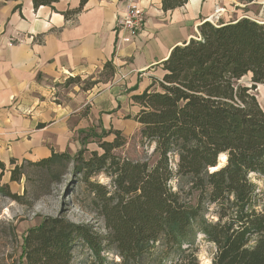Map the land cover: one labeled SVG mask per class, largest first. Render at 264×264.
Masks as SVG:
<instances>
[{"label": "trees", "instance_id": "obj_1", "mask_svg": "<svg viewBox=\"0 0 264 264\" xmlns=\"http://www.w3.org/2000/svg\"><path fill=\"white\" fill-rule=\"evenodd\" d=\"M57 1L32 3L36 8ZM186 1L161 0L162 10ZM198 31L199 39L172 48L159 89L132 97L141 139L154 145L152 162L114 154L124 138L112 129L92 134L102 152L87 158L81 148L20 164L10 160V181H35L24 172L31 167L46 186L42 194L51 193L73 164L105 229L72 222L64 210L44 215L23 237V264H71L80 243L91 253L87 264H165L173 257L176 264H198L192 248L197 233L215 246L211 264H264V205L257 210L252 204L257 184L249 176L257 173L264 183V111L251 92L264 83V24L242 17L218 25L205 21ZM104 68L112 69L110 63ZM247 74L252 84L238 83ZM221 154L226 158L220 163ZM4 170L0 162V181ZM99 173L109 184L91 180ZM172 179L180 183L177 189ZM0 194L31 205L23 201L26 189L20 195L0 182ZM211 204L214 218H207Z\"/></svg>", "mask_w": 264, "mask_h": 264}, {"label": "crops", "instance_id": "obj_2", "mask_svg": "<svg viewBox=\"0 0 264 264\" xmlns=\"http://www.w3.org/2000/svg\"><path fill=\"white\" fill-rule=\"evenodd\" d=\"M145 13L141 30L120 27L128 0H0V162L4 183L23 160L51 152L75 154L102 130L129 134L139 106L132 99L157 91L172 48L199 39L198 27L216 7L228 13L234 0H187L164 12L161 0H134ZM226 18L218 24L233 22ZM111 64V71L104 68ZM107 73L98 88L55 86L70 78ZM61 90V99L55 97ZM97 138V137H95Z\"/></svg>", "mask_w": 264, "mask_h": 264}, {"label": "rangeland", "instance_id": "obj_3", "mask_svg": "<svg viewBox=\"0 0 264 264\" xmlns=\"http://www.w3.org/2000/svg\"><path fill=\"white\" fill-rule=\"evenodd\" d=\"M233 3L235 4L230 13H228L229 11L225 7H216L213 13L206 16V18L210 23L218 25L219 21L226 20V18L221 16L228 13L232 17L241 16L239 19L248 17L260 24H264V0H253L251 2L234 0ZM107 77L106 72H94L84 78L75 77L76 79L68 81V83L67 81H63L61 84L55 86L64 87L69 90L73 88L74 90L85 88L86 90L91 88L96 89L100 86L98 82L105 81ZM238 83L250 86L252 84L250 82V74L243 76ZM56 92L54 96L61 99L63 96L62 91ZM251 92L255 95L260 107L264 111V83H257ZM121 135L124 138V143L113 150L114 154L134 161L146 160L152 162L153 155L151 152L154 145H150L147 141L141 139L138 128L129 134L121 133ZM112 138L113 135H109L104 140H111ZM98 142L99 139L95 138V136L92 139H87L86 149L83 152L84 158L89 157L90 152L93 150H96L98 153L102 152L98 147ZM20 163L22 161L18 164ZM24 172L36 180L31 181L30 178L26 180L25 176H22L17 182L10 181L8 187L11 192L20 195L26 189L23 201H30V206L10 200L0 194V264H23V237L26 231L30 227L37 225L42 216H54L59 210H64L66 217L70 221L91 224L97 232L105 233L103 219L90 210L89 195L86 192V185L82 180V172L74 173L73 164L69 165L68 172L60 183H53L51 185V193L49 194H42L46 186L38 181V176L36 178L35 172L31 167H25ZM249 176L257 184L252 204L259 210L264 205V183L261 176L257 173H251ZM91 180L109 184V178L104 173L94 175ZM0 182L4 183L2 178ZM169 184L173 189H177L180 183L176 179H172ZM184 188L187 189V185H184ZM37 193L40 195L36 196ZM190 198L194 200L193 196ZM215 210V205H209L206 217L214 218ZM192 248L197 256L198 264H211L215 253V246L203 234L197 233ZM72 252L73 258L71 264H87L91 257L89 249L81 243L76 245L72 249ZM109 256L114 257L111 254ZM165 264H176V258L173 257L171 261L166 260Z\"/></svg>", "mask_w": 264, "mask_h": 264}, {"label": "built area", "instance_id": "obj_4", "mask_svg": "<svg viewBox=\"0 0 264 264\" xmlns=\"http://www.w3.org/2000/svg\"><path fill=\"white\" fill-rule=\"evenodd\" d=\"M145 13L134 0H128L127 8L120 22V27L130 35L137 34L144 23Z\"/></svg>", "mask_w": 264, "mask_h": 264}, {"label": "bare ground", "instance_id": "obj_5", "mask_svg": "<svg viewBox=\"0 0 264 264\" xmlns=\"http://www.w3.org/2000/svg\"><path fill=\"white\" fill-rule=\"evenodd\" d=\"M218 10V9H217ZM216 10V11H217ZM220 10V9H219ZM219 14V13H218ZM226 157L223 155V154H221L220 156H219V161H220V163L221 162H223L224 161V159H225ZM214 168H216V167H214ZM214 168H210V169H214Z\"/></svg>", "mask_w": 264, "mask_h": 264}]
</instances>
